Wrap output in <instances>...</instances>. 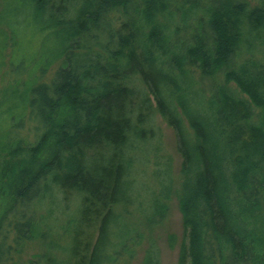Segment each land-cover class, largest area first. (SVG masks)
Here are the masks:
<instances>
[{
    "label": "trees",
    "instance_id": "1",
    "mask_svg": "<svg viewBox=\"0 0 264 264\" xmlns=\"http://www.w3.org/2000/svg\"><path fill=\"white\" fill-rule=\"evenodd\" d=\"M172 199L177 264H264V0H0V264H162Z\"/></svg>",
    "mask_w": 264,
    "mask_h": 264
},
{
    "label": "rangeland",
    "instance_id": "2",
    "mask_svg": "<svg viewBox=\"0 0 264 264\" xmlns=\"http://www.w3.org/2000/svg\"><path fill=\"white\" fill-rule=\"evenodd\" d=\"M20 45L14 51L15 60L20 57H25L27 65L30 67V70L34 72L40 65L39 62L33 61L32 59L44 50H48L50 46L53 45L52 39L45 37L42 33L40 34L39 31L33 29V25H26L25 30L21 34ZM38 60V58L36 59ZM47 78L50 76V71L46 73ZM46 78V77H45ZM152 127L155 130V138L158 136L159 139L152 142L153 140L149 141L146 147L150 150L148 154V159L144 163L138 162L137 168L141 172L143 168L147 169V174H150L157 168H162L164 162L166 161V155L171 157L172 161V168L173 173L176 175L179 170L180 164V156L176 151V140L173 130L167 124L166 120L158 114L152 118L151 122ZM161 144L162 148L160 150L154 151L155 147L157 148L158 145ZM139 156L144 159V152L139 151ZM143 161V160H142ZM136 167V166H135ZM146 195L144 198L148 200L147 203L150 202L151 198ZM73 198L72 195L68 197L67 200H63L64 206L68 204L67 210L70 207H73ZM164 230L167 233H172L176 237V243L174 244L173 248H170L167 243V236L166 233L159 237V246L161 252V262L162 264H177V256H178V249L182 242H186V237L184 233V229L181 223V215L177 208V204L175 199L170 201V212L168 221L164 227ZM162 231L160 233H164ZM131 264H139V258L133 261Z\"/></svg>",
    "mask_w": 264,
    "mask_h": 264
}]
</instances>
